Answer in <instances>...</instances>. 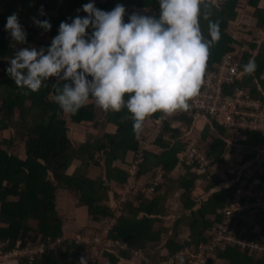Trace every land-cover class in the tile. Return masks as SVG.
<instances>
[{
	"label": "trees",
	"instance_id": "16d2710c",
	"mask_svg": "<svg viewBox=\"0 0 264 264\" xmlns=\"http://www.w3.org/2000/svg\"><path fill=\"white\" fill-rule=\"evenodd\" d=\"M218 1L219 5L204 0L201 9L199 23L204 36L210 38L209 19L218 20L220 29V39L209 47L203 79L217 71L230 54L240 62L241 69V75L229 88L231 92L236 87L244 88L250 97L264 101V46L247 39L242 29L238 31V38L231 32V22L240 18L242 21L255 20L257 29L264 28V7H259L262 0H247L245 15L239 11V0ZM86 2L88 0H0V131L15 132L11 138L0 141V254L14 251L18 242L25 248L61 238L62 242L54 248L36 255L31 261L22 259L21 264H80V258L88 256L87 246L76 241L75 236L65 240L63 235L66 222L78 208L85 207L96 230L78 229L77 234L101 232L103 218H115L107 236L128 247L103 251L99 264L105 255L110 259L109 264L121 261L128 264L133 258L131 250L141 251L147 258L141 264H161L170 260L179 264L181 251L187 247L206 246L212 240V230L229 219L226 209L233 203L240 179L244 177L241 170L230 169L227 161L238 151V146L247 149L243 152L242 165L251 162V166H256L253 179L262 181L256 191L264 193V159L261 157L264 156V130L232 131L219 125L210 111L196 110L162 119L159 129L157 120L166 113L155 112L147 116L141 130L134 133L131 114L124 108L118 112L105 111L90 98L75 113L62 111L53 99L56 88L63 83L58 78L45 81L38 91H21L4 71L8 64L6 57L14 52L11 38L3 27L6 16L16 12L27 32L26 43L38 48L50 43L48 38L56 34L61 20L85 15L82 10L79 13L75 10ZM116 3L125 6V20L132 11L159 13L158 0H95V5L105 10ZM41 5L46 15L39 18H47L51 24L47 31L31 20L38 15ZM20 46L17 42L16 47ZM250 57L255 59L256 69L251 74H242V65ZM203 89L201 85L200 90ZM201 122L204 125L199 128ZM73 126L74 130L84 126L97 131L103 127L111 130L105 129L101 135H87L85 141L76 144L69 137ZM195 127L203 130L196 135L199 137L198 150L211 160L205 168L190 150V139H193L190 132ZM18 140L25 144V158L14 152ZM258 157L259 164L256 163ZM74 161L80 165L69 173ZM217 165L225 168L224 176L214 169ZM178 166L183 168L179 169L182 173L174 179L172 173ZM93 167L104 169V176L92 178L89 170ZM132 170H135L134 176ZM132 177L136 192L130 193L120 207L122 194ZM198 180L203 181L207 193L202 199L193 197ZM179 189L184 191L182 202L191 212L190 217L180 215L173 228L155 231L154 224L165 218L167 199ZM111 191L114 199L108 204ZM231 222L228 233L237 240L216 248L206 264H264V250H252L241 244L245 241L264 248V206L244 209L236 213ZM186 225L191 228L192 236L182 241L179 239L181 226ZM256 226H260V231H254ZM163 232L168 237L164 246L169 255H161L148 247L152 242H159ZM184 264H190L189 258H184Z\"/></svg>",
	"mask_w": 264,
	"mask_h": 264
},
{
	"label": "clouds",
	"instance_id": "9594fccd",
	"mask_svg": "<svg viewBox=\"0 0 264 264\" xmlns=\"http://www.w3.org/2000/svg\"><path fill=\"white\" fill-rule=\"evenodd\" d=\"M203 3L158 0V15L132 11L125 20L123 4L105 10L88 0L75 10L85 15L61 20L50 43L38 48L26 43V29L12 12L3 27L14 52L6 57L4 71L25 93L38 91L50 78L63 81L53 99L66 113H75L90 98L105 111L124 108L131 114L133 132L138 133L147 116L187 108L188 100L199 94L209 47L220 39L218 20H208L210 38L201 31ZM37 11L32 23L49 30L50 21L39 18L46 15L43 6ZM17 42L22 46L16 47ZM256 66L250 57L242 65V74L253 73ZM239 157H230L234 172L243 166V153ZM178 260L184 264L182 256ZM80 264H87L84 257Z\"/></svg>",
	"mask_w": 264,
	"mask_h": 264
},
{
	"label": "built area",
	"instance_id": "2783aa9c",
	"mask_svg": "<svg viewBox=\"0 0 264 264\" xmlns=\"http://www.w3.org/2000/svg\"><path fill=\"white\" fill-rule=\"evenodd\" d=\"M240 76V62L228 54L221 66L217 71L209 74L203 79V90H200L199 94L188 100V107L184 109H177L173 113L165 114L157 120V129L161 127V120L173 118V116L183 113L185 111H202L208 110L212 114L213 118L217 119L218 123L228 127L232 131L238 129H255L264 130V101L260 99H254L250 97L248 92L244 88L236 87L233 92L229 88ZM226 91H230L226 93ZM191 154L200 161L202 167L205 168L210 163L208 157L198 150L197 143H191ZM261 162V161H260ZM256 166H251V163L238 167L241 170L240 174H243V179H240V184L237 189V193L233 200V203L227 207L228 220L224 224L214 228L212 231V240L206 246L200 248L196 246L187 247L180 252L178 257H187L190 260V264H206L209 256L218 248L223 246L225 242L236 241L237 237L229 235L228 231L231 227V220L236 213L249 209L251 207H262L264 200L262 197L264 193L256 192L255 186L262 183L260 179H253L256 172ZM134 176L135 170H132ZM136 192L134 177H132L128 187L122 194L119 206L121 202L127 200V196ZM264 206V205H263ZM119 215V213L117 214ZM116 219L111 220L103 219L104 227L101 232H90L89 234L78 233L75 238L76 241L85 243L88 259L87 264H98V259L103 251L112 248L127 249V245L119 240L109 238L107 235L111 231ZM62 239L50 240L44 244H40L34 247H20V244L12 254H6L0 256V260L4 258L12 257H31L35 255L43 254L49 249L54 248L57 244L61 243ZM241 244L246 247L249 246L252 250H258L259 246L256 244H249L245 241H241ZM257 248V249H253Z\"/></svg>",
	"mask_w": 264,
	"mask_h": 264
},
{
	"label": "rangeland",
	"instance_id": "374dc122",
	"mask_svg": "<svg viewBox=\"0 0 264 264\" xmlns=\"http://www.w3.org/2000/svg\"><path fill=\"white\" fill-rule=\"evenodd\" d=\"M211 1H213V2H215L216 4H218L219 5V1L218 0H211ZM246 2H247V0H239V2H238V4H239V11H240V13H242L243 15H245V13H246V11L244 10V8H246L247 9V5H246ZM259 7L260 8H263L264 7V1L262 0V1H260L259 2ZM252 22H251V24L249 23V25L250 26H247V24H244L245 23V21L243 20H241V18H240V20H238V21H232L231 22V32L233 33V35H234V37L236 36L237 38H238V31L240 30V29H242V30H244V32L247 34V35H245V37L247 38V39H249V40H255L256 42H258L259 44H261V45H263L264 46V28L263 29H257L256 28V26H255V20H251ZM235 37V38H236ZM49 40L51 39V37H49L48 38ZM243 52V50H241L240 52H239V54L240 53H242ZM239 57L241 56V55H238ZM203 125H204V123L203 122H201L200 124H199V128H201V127H203ZM77 129H80V130H77L78 132H77V135L79 134L80 136L78 137V136H76V139H75V136H74V133H73V131H74V126H73V130H72V132H69V137H71V138H73V140H74V142H76V144L77 143H81V142H83V141H85L86 140V138H87V135H95V134H98V135H101V132L102 131H104L105 129H106V131H109V130H111V128H108V127H106L105 129H104V127L103 128H101V129H99L98 131H97V129H92V128H89L88 126H84V127H77ZM203 132V130H200V129H198V128H193V130H192V132H190L191 134V138H193V139H190L192 142H193V144H195V143H197L198 141V138L199 137H197L200 133H202ZM15 132H11L10 130H2V131H0V141H1V139H3V138H11V136H14L15 134H14ZM197 135V136H196ZM189 136V135H188ZM194 136V137H193ZM81 137V138H80ZM78 139H80V140H78ZM81 141V142H80ZM24 146H25V144H24V142H20L19 140H18V142L16 143V145L14 146V152L15 153H18V154H20V156L22 157V158H25V156H24V154H25V152H24ZM236 146V145H235ZM237 149L239 150V152H238V154H235V156H236V158L238 157V160L239 159H241V157H239L240 155L242 156V153L243 152H245V150H247L246 148H244V147H242L241 145L240 146H238L237 147ZM202 151L203 152H205V149H202ZM206 153V152H205ZM244 154V153H243ZM204 155H206V154H204ZM261 157H262V159H264V156H262L261 155ZM258 159H259V157H258ZM227 161L229 162V166H230V163H231V159L230 158H228L227 159ZM257 162H259L260 161V159L259 160H256ZM208 162L209 163H211V160H209L208 159ZM74 164L70 167V170L68 171L69 173H72L73 172V170L75 169V167H78V165H79V162L78 161H74L73 162ZM234 163H236V162H234ZM237 164H238V162H237ZM218 166H220V165H217L214 169H216L217 170V173L219 172L222 176H223V174H222V171H225V168H219ZM234 167H237V166H234ZM181 169H183V168H181ZM223 169V170H222ZM255 169H257L256 167H255ZM104 169H102V168H100V169H98V170H96V172H95V174H93L95 177H97V176H104ZM181 171H177V172H175V173H180ZM182 173V172H181ZM260 184H262V183H260ZM255 188H257V186H255ZM257 190H258V188H257ZM257 192V191H256ZM260 193V192H259ZM181 195H182V192H181ZM109 198H110V201H108V204H111V200H113L114 198H113V192L111 191L110 192V196H109ZM117 203H118V201L116 202V204L115 205H117ZM176 203L178 204L179 202L178 201H176ZM264 205V204H263ZM263 205H262V207H263ZM176 209L177 208H173V211H176ZM103 219H106V218H103ZM249 219H250V221L251 220H253V218H251V217H249ZM249 221V222H250ZM90 227H92L91 229H92V231H95L96 230V228H94V227H96V225H94V226H90ZM102 228V227H101ZM254 231H256V232H258V231H260V226H256L255 228H254ZM77 235V234H76ZM87 235V234H86ZM163 237H165L164 235H163ZM65 239V238H64ZM71 239H73V238H71ZM166 243V239H163V240H161L160 242H156V243H153V245H151V247H153V248H151L152 250H158L159 251V253L161 254V255H169V252H167L166 250H165V248H164V244ZM20 244V242H18L17 243V246ZM41 243H39V244H37V246L38 245H40ZM20 247H22L21 246V244H20ZM17 249V248H16ZM128 249V248H127ZM253 249H257V248H253ZM113 250V249H112ZM154 250V251H155ZM258 250H264V248H262V247H259V249ZM15 252V250L14 251H11V252H8L7 254H12V253H14ZM114 252H118V250H115ZM131 252H132V254H133V258L135 257L136 259L135 260H137L138 258L141 260V261H147V258L141 253V251H135V250H131ZM85 255V254H84ZM88 255V254H87ZM212 256H214V255H212ZM87 257L88 256H85V259H87ZM102 259H104L103 260V263L102 264H109V262H110V259H109V257L107 256V255H105V256H102L101 257V260ZM134 260V261H135ZM8 261H11V260H7V261H5V262H8ZM99 262V261H98ZM101 262V261H100ZM80 263V262H79ZM99 264V263H98ZM101 264V263H100ZM118 264V263H117ZM161 264H175V262H174V260H170V261H162L161 262Z\"/></svg>",
	"mask_w": 264,
	"mask_h": 264
},
{
	"label": "crops",
	"instance_id": "0c3cea01",
	"mask_svg": "<svg viewBox=\"0 0 264 264\" xmlns=\"http://www.w3.org/2000/svg\"><path fill=\"white\" fill-rule=\"evenodd\" d=\"M251 20H247L245 21V23L247 24H251ZM76 130L73 131L74 133V136H75V139H76V136H80L79 134L77 135V130H80V129H77L75 128ZM81 138V137H80ZM80 140V139H78ZM81 142V141H80ZM233 163V162H232ZM80 165V164H79ZM78 165V166H79ZM76 168V167H75ZM100 168L98 167H93V168H90L89 170V175L92 177V178H97L95 177L93 174H95L96 170H98ZM181 168H179V166L173 171L172 175H173V178L174 179H177L178 176H180L181 172L180 173H175L177 171H181L179 170ZM223 176L225 175V171L222 172ZM202 180H198V182L196 183V189L193 190V197L195 198H203L206 196V192L203 188V185H202ZM181 192L183 194V190L182 189H179L178 191L175 192V194H173L171 197H169L166 201V204H165V207H166V212H165V218L162 222L160 223H155L154 224V230L155 231H158V230H161L162 228H165L166 230L167 229H171L174 227L175 225V221L177 220L178 216L182 215V216H189L191 215V212L189 210H186L187 208H185L183 202H182V195H181ZM176 201H178L179 203L177 204ZM173 208H177L176 211H173ZM72 218L69 219L68 222H66L65 226H64V235L63 237L65 238V240L67 239H71V238H74V236H76L77 234V230L78 229H84V228H92L90 226H94L96 225L95 223L92 224V222L90 221V216L88 215L87 213V209L85 207H82V208H78L76 210V213L74 214V216L72 215L71 216ZM163 235L165 237H163ZM191 236H192V230L189 226H181V233L179 235V239H181L182 241H188L191 239ZM162 239H167V235L165 234V232H163L162 234ZM63 238V239H64ZM160 240V241H161ZM159 241V242H160ZM153 243H156V242H152L148 245L149 249L153 248L151 247V245H153ZM34 246H37L36 245H30V247H34ZM29 247V246H28ZM165 248V246H164ZM166 250V248H165ZM8 253V252H7ZM7 253H2L0 254V256L2 255H6ZM36 256V255H35ZM35 256L33 258L31 257H12V258H4L2 260H0V264H21V260L22 259H28V260H33L35 258ZM136 258H131V261L128 262V264H141V260L138 258L137 260H135ZM7 260H11V261H8V262H5ZM103 260H101V264L103 263ZM135 260V261H134ZM118 264H126L125 261H121V262H118Z\"/></svg>",
	"mask_w": 264,
	"mask_h": 264
}]
</instances>
